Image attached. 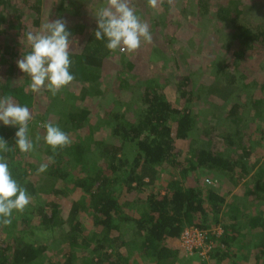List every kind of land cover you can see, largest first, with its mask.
Instances as JSON below:
<instances>
[{"label": "trees", "instance_id": "1", "mask_svg": "<svg viewBox=\"0 0 264 264\" xmlns=\"http://www.w3.org/2000/svg\"><path fill=\"white\" fill-rule=\"evenodd\" d=\"M131 3L140 19L149 24L150 32H161L167 45H187V38L181 34L189 33L182 26L190 19L203 29L205 38L209 28L211 35L219 37L205 50L204 55L211 58L209 64L194 58L210 80L194 82L189 74L177 83L182 108L166 92L170 78L148 74L152 61L142 60L148 66L144 70L148 77L142 75L134 83L130 82L138 61L134 54L122 53L120 67L111 68L110 73L109 57L114 52L106 47L107 38H95L98 23L94 11L103 0H0V97L11 96L31 113L43 95L32 92L31 78L18 67L17 61L31 50L24 33L38 31L42 23L57 19L66 21L72 42L87 30L83 48L73 51L70 47L69 70L74 80L56 94L60 102L58 99L55 104V98L50 97L46 100L48 108L36 112L34 120L29 121V130L35 127L45 135L46 129L38 125L51 121L71 138H78L54 152L40 136L39 142L35 138L34 151L22 153L16 146L19 126H5L0 121V137L11 149L2 155L12 177L31 198L22 213L13 211L10 225L0 223V228L16 230L22 224V229H32L35 215L41 219L36 226L40 230L45 227L52 233L58 225L65 226L67 222L57 221V185L65 182L66 187V178L74 177L72 181L85 195L71 206V230L66 236L71 250L63 261L50 260L49 264H132L130 252L155 264H177L183 252L180 237L185 227L204 230L212 223L222 227V236L219 243L215 241L210 257H198L201 260L196 264H225L240 228L251 230L262 225L264 229V166L258 167L256 176L240 182L260 161L259 157L254 162L251 159L261 143L253 139L254 130L264 137V84L259 86L262 96L255 98L250 90L258 82L240 84L233 75L250 50L257 45L264 50V0H173L172 4L164 0L159 10H153L147 0ZM216 24H220L219 31ZM179 26L183 32L175 34ZM190 42L197 57V51L204 49L193 38ZM151 49L158 53L159 64L155 63L159 73H164L165 65L160 61L170 60L164 55L167 47L152 41L142 43L138 51ZM113 80L119 95L106 99L105 91ZM62 91L67 92L65 99L61 98ZM86 131L89 136L83 137ZM180 142L186 147H180ZM30 154L36 159L28 160ZM41 164H48V168L40 174L37 170ZM163 173L168 178L164 192L155 189ZM207 179H212L215 186L208 185ZM224 179L240 184L245 196H236L227 205L220 192L223 184H218ZM146 188L151 192L145 199H129L130 192L141 193ZM84 213L93 221L90 234L85 233ZM224 213L228 216L219 218ZM15 233L18 235L11 243L0 237V264H42L47 244L38 242L35 232ZM172 240L178 246L170 247ZM77 250H81L79 255ZM255 252L259 253L255 264H264V237Z\"/></svg>", "mask_w": 264, "mask_h": 264}, {"label": "rangeland", "instance_id": "2", "mask_svg": "<svg viewBox=\"0 0 264 264\" xmlns=\"http://www.w3.org/2000/svg\"><path fill=\"white\" fill-rule=\"evenodd\" d=\"M217 1V0H216ZM220 3L224 2V0H219ZM256 12L258 13L257 18H259V13H260V9L256 10ZM262 15V12L261 14ZM182 24L181 22L179 23V25ZM218 25V26H216ZM216 28H218V31L221 29L220 24H216ZM181 26V25H180ZM179 28L178 32L176 33H182L183 31L181 30V27ZM186 30L189 31V33H183L181 34V36L183 38H187V40L185 41V43L187 45H183V46H178V44L176 46H171L167 45V43L165 42V40H163V34L161 32H157L154 33V35L152 34V41L156 44H158L159 47H167V50L164 51V55L165 56H169V59H166L165 61H160L162 64L165 65V71L164 73H159V67H158V59H157V52H155V50L151 49L150 52L147 51H138L136 53H134V55L136 56V58H138V61L136 62V67L133 70L135 73V77L130 76V82L134 83L136 82V80L138 79H142V75L145 77V74L148 73V71H144L146 69V67H148L147 65L144 66V61L142 62V60H145L146 63H151L150 61H152L153 63L149 66L150 67V73H148L149 75H153V76H157L158 78H165L166 76L170 78L171 80V84L170 86L166 89V92L170 98V100L177 106L179 107H184L183 105V100H181L180 97L177 96V83L179 82L180 78L186 75H191V78L194 82H207L210 80V76L208 74V72L205 70L204 72L202 71V64L201 63H197L198 62H202L203 64H209L210 60L208 58V55H204V53L207 51V46L211 43V41H218L219 37L217 35H211V28L207 29V35L210 38H205L202 34L203 29L199 28L198 24L196 22H194L193 20H187L185 23H183V26ZM214 27V29H216ZM171 32V31H170ZM74 35H76L75 33H73ZM195 35V36H194ZM225 37L227 38L228 36L225 34ZM192 38L194 39V42L196 43V45H200V47L204 50L201 51H197V57L194 56V53L192 52V49L190 47V40H192ZM71 40V39H70ZM87 40V30L86 32L80 37L78 38V40H74L71 44V49H73V51H80L84 44L86 43ZM189 41V42H188ZM166 43V44H164ZM221 43V42H220ZM171 46V47H170ZM148 49L150 46H146ZM147 49V50H148ZM191 50V51H190ZM206 50V51H205ZM159 51V50H158ZM151 53L150 55V59H146L147 54ZM170 53V54H169ZM122 53H120L119 51H116L112 54V57H109V63L110 66H108L110 68V73H111V68H114L115 70L117 69L116 67H120L119 65V61L121 60V56ZM232 54L229 55L228 58H231ZM207 57V58H206ZM197 60L195 61L194 60ZM157 59V61H156ZM199 59H201L199 61ZM158 62V64L156 63ZM160 63V64H161ZM161 64V65H162ZM116 66V67H115ZM143 69V70H142ZM237 69V68H236ZM238 72L234 73L233 75H235L234 77H236L240 84H243L244 82L247 83L248 85L252 84L253 82H258V84L254 87V85L252 86L250 93L252 94V96L256 97H261L262 96V89L259 86H263L264 84V50L260 47V46H255L252 50H250L248 52V54L246 55V58H244V60L238 65ZM202 72V73H201ZM140 76H139V75ZM232 74V73H231ZM111 81V79H110ZM115 84V80H113L112 84H110L109 88L105 91V98L106 99H111V98H115L116 96L119 95V93H117V88L114 85ZM43 89L41 92L38 93H34L36 94L38 97L43 95V97H41L39 99V101H36V107L32 113V120H34L35 118V114L37 113H41L42 110L44 108H48V102H46L47 99H50V97H54V102L55 104L58 102L57 95H52V93L50 91L46 92V90ZM67 92H63L61 93V98L65 99V94ZM60 102V99H59ZM206 106V103L205 105ZM50 108V107H49ZM31 120V121H32ZM223 124V123H221ZM39 127H43L42 123H39L38 125ZM61 127V126H60ZM260 127V125H258V127H256L257 129ZM255 135L254 138L256 141H261L259 147H257L256 151H254V157L251 159L253 162L255 161V158L260 159L259 164L257 167H255L250 175L242 177L243 180L240 181L241 183L244 182L245 180H247L250 176H256L257 174H259V168L261 166H264V137L258 133L257 130H254ZM253 132V133H254ZM88 132L86 131L85 134H83V137H87L89 135H86ZM37 135H40L41 137L44 136V134H42L39 129L37 130L35 127H32L30 129V136L31 139L33 140V143L35 142V138ZM46 135V134H45ZM86 135V136H85ZM95 136V135H94ZM73 138L71 139H77L78 136L77 135H72ZM180 147H186L185 143H181L180 142ZM39 156L41 157V152L40 150H37ZM36 153V152H35ZM44 155L42 154V157ZM37 157V158H38ZM27 159L32 161L34 159H36L35 157L33 158V156L30 154L29 157L27 156ZM263 164V165H262ZM75 174H79L76 170V172H74ZM41 174V173H40ZM167 174L163 173L162 177L160 180H158V183L156 185V190L157 191H165V183L167 181ZM71 177L66 178V182H67V186L65 187L64 184H62L63 182H58L57 187L59 188L60 194L58 195V197H56L55 201L57 202V204L59 205V214H58V223L59 222H67L65 223V226L63 225H58L56 228L53 229L52 233L50 231V229H46L45 227H43L42 230L38 229L36 226H39L38 224H40L41 219L38 216H34L31 224L34 228H28L26 227L25 229L23 228V225L20 224V226L18 227V229H11L10 231L4 230L2 228H0V237L3 238V240L5 241V243H11L13 241V238L15 235H18L17 231L19 230H26L29 232H35L38 238V242L40 243H44L47 244V246L49 247L48 250L46 251V254H43L42 257H45V259L43 260L42 264H49L50 260L57 262V261H63L64 260V256H66V254L71 250L70 249V243L69 241L66 240V236L68 235V232L71 230L70 228V223H68L69 221V214H70V210H71V206L73 204L74 201H76L79 197H83L85 195L84 191L82 188L77 187L75 185V182L72 181L74 179V177L71 179ZM210 183L208 185L211 186H215V182L210 179ZM221 182L223 184V187L220 189V192L222 195H226L225 197L232 201L234 199V197H243V196H239V194L236 193H227L228 190L229 192L231 191H238V187L242 188L240 184L238 185H234L233 183H230L229 180L224 179V180H219L218 184L221 185ZM151 192V188H146V190H143V192L141 193H137V191H133L130 192L129 195V199H134L135 196L136 198L138 196H140L142 199H145L146 196ZM54 197V196H52ZM264 209V207H263ZM264 211V210H263ZM228 216V214H225L222 216L221 214L219 215V218L223 217L226 218ZM82 221L86 222L84 223L86 228L85 233L90 234L92 231H94V227L92 226V219L87 215V214H82ZM83 224V225H84ZM213 224V223H212ZM211 226H215V224H213ZM29 235V234H28ZM30 237V235L28 236ZM177 241H169V246L174 248V246H178ZM257 244L254 245L253 250L255 249ZM72 247V246H71ZM135 248V246H133ZM125 251V249H123ZM81 252V250H77L76 253L79 255ZM126 254V251H125ZM259 255V253H256L255 256L257 257ZM259 257V256H258ZM243 255L241 253H239L237 255L236 260H234L233 258H229L228 262L226 264H234V262H239L242 261ZM130 259L133 261L132 264H155L152 260L146 259V258H142L140 257L138 254H134L133 252H130ZM112 260H115V257H113ZM187 260V261H186ZM195 261H190L188 256L186 257L185 254L182 252L179 261L177 264H194ZM247 261L243 262L242 264H245ZM256 260L253 258V260L251 261V264H255ZM56 264V263H54ZM208 264H212L208 262ZM246 264H249V262H247Z\"/></svg>", "mask_w": 264, "mask_h": 264}, {"label": "clouds", "instance_id": "3", "mask_svg": "<svg viewBox=\"0 0 264 264\" xmlns=\"http://www.w3.org/2000/svg\"><path fill=\"white\" fill-rule=\"evenodd\" d=\"M164 0H147L153 10H159ZM169 4L173 0H167ZM98 29L96 40L107 38L106 47L112 51L136 53L142 43L152 42L149 24L136 14L131 0H103V5L94 11ZM30 51L17 61L21 71L31 78L30 88L33 93L49 90L56 95L64 87L71 84L74 75L70 73L72 61L70 50L72 41L66 21L57 19L42 23L40 30H28L24 33ZM32 113L27 106L15 103L11 96L0 97V121L5 126H19L15 133L16 146L22 153L34 151V143L30 137L29 121ZM46 129L44 141L55 152L71 144L70 136L51 121L43 124ZM40 135L36 136L39 142ZM8 143L0 137V223L7 226L12 220L13 211L23 212L30 204L27 191L11 175L9 165L2 155L10 151ZM48 164H41L38 173L47 170ZM210 182V181H209Z\"/></svg>", "mask_w": 264, "mask_h": 264}, {"label": "built area", "instance_id": "4", "mask_svg": "<svg viewBox=\"0 0 264 264\" xmlns=\"http://www.w3.org/2000/svg\"><path fill=\"white\" fill-rule=\"evenodd\" d=\"M209 179L206 182L210 183ZM223 229L221 226H212L208 229H200L197 226H187L181 233L180 246L186 256H198L208 259L215 241L219 243Z\"/></svg>", "mask_w": 264, "mask_h": 264}, {"label": "crops", "instance_id": "5", "mask_svg": "<svg viewBox=\"0 0 264 264\" xmlns=\"http://www.w3.org/2000/svg\"><path fill=\"white\" fill-rule=\"evenodd\" d=\"M238 189H239L238 191H234L233 190L231 192H229V190H228L227 193H231V194L232 193H236V194L240 193L239 196H245L246 191L244 189H242V188H239V187H238ZM239 198H241V197H239ZM233 200L230 201V200L227 199V201H226L227 205H229L231 202H233ZM251 214L254 215L255 212L252 210ZM221 219H223V217H221ZM240 232L241 233H240L239 237L236 239L235 243H233V245H232L231 255L229 256V258H233L234 260H236L237 255L239 253H241L243 255L242 261H239V262L235 261L234 264H236V263L237 264L238 263L242 264L245 261H247V262H249V264H251V261L253 260V258L254 259L256 258L255 254L257 253V252H255V249L253 250V247H254L255 244L259 243L262 240V238L264 237V229H263L262 225H257L255 228H253L251 230L250 229H244L242 231L241 228H240ZM245 242L246 243L248 242V246L247 247L244 246ZM188 258H193L192 261H195L194 264L197 263L198 259L201 260L200 258H198V256L188 257ZM227 262H228V259L225 262V264ZM217 263H219V262H217Z\"/></svg>", "mask_w": 264, "mask_h": 264}]
</instances>
